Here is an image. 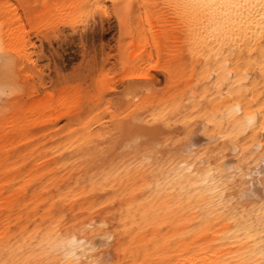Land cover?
I'll list each match as a JSON object with an SVG mask.
<instances>
[{"label": "bare ground", "instance_id": "obj_1", "mask_svg": "<svg viewBox=\"0 0 264 264\" xmlns=\"http://www.w3.org/2000/svg\"><path fill=\"white\" fill-rule=\"evenodd\" d=\"M109 1L136 31L141 4L147 21L158 9L147 32L169 80L134 79L117 111L23 88L28 30L14 3L0 17V264H264V0ZM21 2L50 24L107 5Z\"/></svg>", "mask_w": 264, "mask_h": 264}, {"label": "rangeland", "instance_id": "obj_2", "mask_svg": "<svg viewBox=\"0 0 264 264\" xmlns=\"http://www.w3.org/2000/svg\"><path fill=\"white\" fill-rule=\"evenodd\" d=\"M4 1L5 0L2 1L3 4H0V17L6 22H10V13L12 14L13 10L14 12L16 11L15 14H12L15 18L12 22L15 26V23H18L19 21L20 24L18 26L20 27L24 24V27L22 26V28H27L25 29L26 32L28 30L26 37H29L27 40L31 44L30 50L32 52V58L34 59V64L26 67L24 73L31 72V74L27 73L23 76L22 87L25 89L30 87L38 89L39 91L37 94L39 95L41 102L48 99V95L51 96L52 94L55 95L56 93H60L64 97H67L78 90H87V93L92 95L98 96L99 94L100 99L105 105H108L112 110L117 111L126 105L127 95L131 92L133 86L135 87V85H133L134 79H139L137 80V82H139L138 87H152L155 91L159 92L169 89L168 76L164 70L167 67L166 61H164L166 59L157 54L158 52L152 44L153 41L151 42L153 39L149 37L150 33L157 32L156 29L158 28L159 22L157 19V16L159 15L158 9H148L150 20L147 21L144 20L146 9L144 4H141V14L139 17L142 15L141 17L143 18H140V21L143 19L144 24L146 22H151V25H149L153 28H151L152 31H149L148 34V23L145 25L141 23L138 30H134L132 17L134 13H132L130 17L124 16L125 9H120L114 4V2L109 0H106V9H97L89 12L91 17L87 16L85 18L84 16L85 19H83V21L82 18H78L77 22L67 23L65 21H60L55 24H50L46 20H42L44 15L42 10L40 11L41 14L38 13L37 15L34 14V12L36 13L37 11L33 10L32 7H30V11L26 10L25 6L22 5L21 0H10L9 2L11 3L8 2L10 4L7 5L8 7L5 6L6 1L5 4ZM13 3L15 7L12 10L10 6L12 7ZM3 8L9 12H6ZM16 8L17 10H15ZM142 10H144V12ZM105 11L107 13H105ZM62 22L63 24H61ZM154 22L155 26L152 24ZM38 25L39 27L37 28ZM142 26L143 28L145 26V29L142 30ZM140 33L141 36L139 37ZM143 33H146L148 37L146 38ZM140 43H143V45L145 43L144 47H146L145 49L148 47V51L145 50L140 54L142 51V49H139V47H141ZM134 44H137L138 56L135 52L137 48L134 49V47H136ZM130 45L134 47L130 48ZM133 49L135 51H133ZM150 51L153 58H151ZM132 52L134 53L131 54ZM130 58H132L133 61H131ZM155 60L156 63L158 61V66H153L151 69L150 65H153V63L156 66ZM124 63H127V65H124ZM138 64H140V68L138 67ZM136 67L141 71L139 75ZM144 67L146 69H144ZM133 68L135 69L134 72ZM143 69L144 71L146 70L145 72L151 77H154V86H152L149 80L144 78L145 74L143 73L145 72L143 71L142 73ZM103 77L106 78L105 85L103 83L105 82L103 81ZM96 107L97 99L95 98L94 103L89 105L85 110L84 115H87L89 108L93 109ZM106 118L108 119L109 116H106ZM68 123V119L62 118L58 121V128H56L63 129ZM199 138L201 140L200 136Z\"/></svg>", "mask_w": 264, "mask_h": 264}]
</instances>
